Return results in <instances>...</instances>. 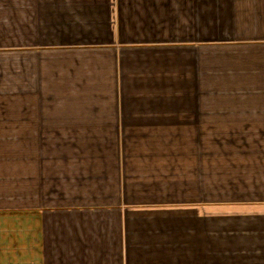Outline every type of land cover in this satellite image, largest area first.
<instances>
[{"label":"crops","instance_id":"crops-1","mask_svg":"<svg viewBox=\"0 0 264 264\" xmlns=\"http://www.w3.org/2000/svg\"><path fill=\"white\" fill-rule=\"evenodd\" d=\"M0 264H264V0H0Z\"/></svg>","mask_w":264,"mask_h":264},{"label":"rangeland","instance_id":"rangeland-1","mask_svg":"<svg viewBox=\"0 0 264 264\" xmlns=\"http://www.w3.org/2000/svg\"><path fill=\"white\" fill-rule=\"evenodd\" d=\"M183 143L182 141H171V199H182L183 197V181L186 180L185 176H189L186 174L184 170V157H183ZM204 149V148H203ZM205 155V154H204ZM89 177H93L96 179L104 180L105 178L108 179H116L117 174H110V173H98V174H89ZM105 179V180H106ZM189 180V179H188ZM210 184H215L213 181L212 183H208L209 186L204 188V192L208 198H215L217 196H222V190L217 189L216 186L212 187ZM193 195L194 189L191 190ZM57 191L53 188L50 190L49 196H55ZM203 195V194H202Z\"/></svg>","mask_w":264,"mask_h":264}]
</instances>
